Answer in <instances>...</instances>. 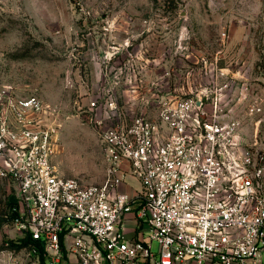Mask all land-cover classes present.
Masks as SVG:
<instances>
[{
  "label": "built area",
  "instance_id": "obj_1",
  "mask_svg": "<svg viewBox=\"0 0 264 264\" xmlns=\"http://www.w3.org/2000/svg\"><path fill=\"white\" fill-rule=\"evenodd\" d=\"M107 66L81 109L101 144L98 184L57 174L55 109L0 88V181L16 188L7 213L31 240L19 264H264L257 132L246 139L217 90ZM124 89L134 99L121 104Z\"/></svg>",
  "mask_w": 264,
  "mask_h": 264
},
{
  "label": "rangeland",
  "instance_id": "obj_2",
  "mask_svg": "<svg viewBox=\"0 0 264 264\" xmlns=\"http://www.w3.org/2000/svg\"><path fill=\"white\" fill-rule=\"evenodd\" d=\"M126 64L137 78L166 73L184 92L217 90L246 139L257 132L264 144V0H0V88L56 110L58 175L103 181L101 144L81 109L101 70ZM120 91L121 104L134 99ZM16 197L0 181V264L20 261L9 244L21 234L5 218Z\"/></svg>",
  "mask_w": 264,
  "mask_h": 264
},
{
  "label": "trees",
  "instance_id": "obj_3",
  "mask_svg": "<svg viewBox=\"0 0 264 264\" xmlns=\"http://www.w3.org/2000/svg\"><path fill=\"white\" fill-rule=\"evenodd\" d=\"M6 205H7V210L8 208L12 207L13 206V202H10V198H7L6 200ZM16 217V214L15 213H12V214H8L5 216V218L9 221V222H13V220L15 219ZM31 243V240L29 237H25V238H22V239H19L18 242L15 244L13 242H10L9 246L12 247V248H21V247H24V246H27L28 244Z\"/></svg>",
  "mask_w": 264,
  "mask_h": 264
},
{
  "label": "crops",
  "instance_id": "obj_4",
  "mask_svg": "<svg viewBox=\"0 0 264 264\" xmlns=\"http://www.w3.org/2000/svg\"><path fill=\"white\" fill-rule=\"evenodd\" d=\"M130 181H132V180H130ZM124 190H125V191H129L127 188H124Z\"/></svg>",
  "mask_w": 264,
  "mask_h": 264
},
{
  "label": "water",
  "instance_id": "obj_5",
  "mask_svg": "<svg viewBox=\"0 0 264 264\" xmlns=\"http://www.w3.org/2000/svg\"><path fill=\"white\" fill-rule=\"evenodd\" d=\"M10 202H14V200L12 198H10Z\"/></svg>",
  "mask_w": 264,
  "mask_h": 264
}]
</instances>
